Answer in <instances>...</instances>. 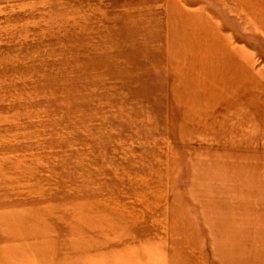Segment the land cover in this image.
<instances>
[{"label": "rangeland", "instance_id": "1", "mask_svg": "<svg viewBox=\"0 0 264 264\" xmlns=\"http://www.w3.org/2000/svg\"><path fill=\"white\" fill-rule=\"evenodd\" d=\"M237 5L0 0V219L23 217L31 258L20 264H149L145 246L71 257L72 214L107 203L119 205L123 217H138L124 208L142 204L137 211L150 217L146 209L162 194L155 215L166 218L174 206L191 204H175L176 195H168L176 180L178 186L193 184L188 191L198 189L214 145L247 140L216 122L218 97L204 89L211 77L224 79L232 68L205 65L202 35L198 42L194 30L174 32L168 14L205 8L232 31L222 34L224 42L215 34L223 53L233 41L236 55L247 52L255 72L264 74V2L256 3L252 17ZM240 115L231 111L230 118L252 125ZM253 126L249 145L263 141ZM182 148L198 159L190 161L192 180L176 178ZM183 229L176 226L175 233Z\"/></svg>", "mask_w": 264, "mask_h": 264}, {"label": "crops", "instance_id": "2", "mask_svg": "<svg viewBox=\"0 0 264 264\" xmlns=\"http://www.w3.org/2000/svg\"><path fill=\"white\" fill-rule=\"evenodd\" d=\"M234 1L249 17L256 13V3L264 2ZM168 14L174 32L194 30L193 36L197 35L198 42L202 35L199 56L208 59L203 62L205 65L219 62L220 70L232 68L228 77L223 79L219 73L211 77L204 88L218 97L214 107L216 122L223 125L224 130L229 129L226 131H230V136L235 133L249 139L250 127L255 125L257 136L260 138L262 135L263 141L253 145H249L248 138L230 144L218 141L212 149L213 155L204 160L210 163L200 169L202 181L195 187L198 189L188 191L193 184L186 182V185L178 186L177 180L175 186L169 187L168 195H176L175 204H182V199H190L191 204L186 209L174 206L166 218L163 212L161 217L155 215L164 203L162 194L157 205L146 209L150 217H143L144 211H137L138 205L142 204L124 208L138 216L130 218L123 217L122 209L116 204L104 203L78 209L77 213L74 211L71 257H93L145 246L151 249L149 264H264V74L255 72L254 57L247 52L244 57L236 55L238 52L232 48L235 45L233 41H225L229 47L223 53L222 42L217 41L215 34L221 35L224 42L222 34L232 31L228 27L224 29L222 21L219 22L213 13L212 17L205 8L169 11ZM219 49L223 57L216 59ZM225 98L229 99L226 107L224 104L228 101ZM256 100L260 104L258 109ZM231 111L241 114L243 120L252 125H240L232 117L231 120ZM222 133L223 130L220 135ZM189 156L190 153L182 148L180 159L183 167L177 179L184 176L186 180H192L190 161L198 159ZM180 188L185 190L180 191ZM178 199L181 200L177 202ZM16 219H0V264L30 262L31 236L23 230L20 221L23 217L19 221ZM117 222L118 225L115 224ZM165 226L173 227V233L166 231ZM176 226H186V229L176 234L179 230L175 233Z\"/></svg>", "mask_w": 264, "mask_h": 264}]
</instances>
